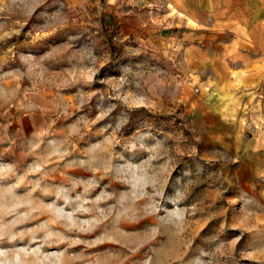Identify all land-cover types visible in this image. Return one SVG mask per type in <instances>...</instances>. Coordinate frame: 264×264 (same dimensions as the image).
<instances>
[{
	"label": "rangeland",
	"instance_id": "rangeland-1",
	"mask_svg": "<svg viewBox=\"0 0 264 264\" xmlns=\"http://www.w3.org/2000/svg\"><path fill=\"white\" fill-rule=\"evenodd\" d=\"M169 11L0 0V264H264L238 157L185 110L205 72Z\"/></svg>",
	"mask_w": 264,
	"mask_h": 264
},
{
	"label": "crops",
	"instance_id": "crops-1",
	"mask_svg": "<svg viewBox=\"0 0 264 264\" xmlns=\"http://www.w3.org/2000/svg\"><path fill=\"white\" fill-rule=\"evenodd\" d=\"M166 1L170 39L189 40L205 72L185 110L206 147L238 157L236 181L264 216V0Z\"/></svg>",
	"mask_w": 264,
	"mask_h": 264
},
{
	"label": "bare ground",
	"instance_id": "bare-ground-1",
	"mask_svg": "<svg viewBox=\"0 0 264 264\" xmlns=\"http://www.w3.org/2000/svg\"><path fill=\"white\" fill-rule=\"evenodd\" d=\"M33 208H35V207H33ZM33 208L31 209V210H33ZM26 209H28V208H26ZM36 209V208H35ZM31 210H27V211H29V213H30V211ZM5 212V211H4ZM4 212H2V217L4 216ZM42 210H34V211H31V213L30 214H28V217H26L27 219H28V223L30 224V220H36V218L38 217V216H42L43 214H42ZM25 218V219H26ZM26 219V220H27ZM24 222H26V221H24ZM23 224V223H22ZM26 224V223H25ZM50 225V224H49ZM52 226H55L54 224H51ZM26 235V234H25ZM24 237V235H19V236H17L16 237V239L14 240V243L16 242V241H18V240H20L21 238H23ZM28 237V236H27ZM13 239H14V237H13ZM24 239H26V238H24ZM23 239V240H24ZM1 240V239H0ZM12 241V240H11ZM21 241V240H20ZM2 242V241H1ZM12 243H13V241H12ZM16 244V243H15ZM7 257V256H6Z\"/></svg>",
	"mask_w": 264,
	"mask_h": 264
},
{
	"label": "trees",
	"instance_id": "trees-1",
	"mask_svg": "<svg viewBox=\"0 0 264 264\" xmlns=\"http://www.w3.org/2000/svg\"><path fill=\"white\" fill-rule=\"evenodd\" d=\"M109 39H110V38H109ZM110 42H111V39H110ZM114 49H115V47L112 46V47H111V50L114 51ZM115 52H116V54H118V51H117V50H115Z\"/></svg>",
	"mask_w": 264,
	"mask_h": 264
}]
</instances>
